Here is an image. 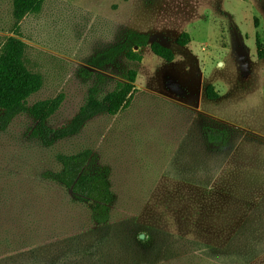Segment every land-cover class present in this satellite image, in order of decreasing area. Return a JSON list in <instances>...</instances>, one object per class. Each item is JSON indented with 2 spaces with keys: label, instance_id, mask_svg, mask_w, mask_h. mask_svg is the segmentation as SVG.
Returning <instances> with one entry per match:
<instances>
[{
  "label": "rangeland",
  "instance_id": "1",
  "mask_svg": "<svg viewBox=\"0 0 264 264\" xmlns=\"http://www.w3.org/2000/svg\"><path fill=\"white\" fill-rule=\"evenodd\" d=\"M13 24L12 0H0V48L20 37L43 77L28 106L60 102L48 127L69 125L91 88L103 96L130 69L137 92L51 144L28 112L3 122L0 109V264H264V0H41L17 34ZM129 31L175 59L147 46L141 62L91 65ZM83 150L86 171L110 183L105 223L50 176L60 154Z\"/></svg>",
  "mask_w": 264,
  "mask_h": 264
},
{
  "label": "trees",
  "instance_id": "2",
  "mask_svg": "<svg viewBox=\"0 0 264 264\" xmlns=\"http://www.w3.org/2000/svg\"><path fill=\"white\" fill-rule=\"evenodd\" d=\"M41 0H12V17L14 19L13 31H19L20 22L33 9H38ZM258 26L257 18L254 20ZM190 41V34L183 32L176 40L180 46H186ZM149 46L152 52L171 62L175 59L173 49L160 41H150L149 34L129 31L123 41L109 47L107 50L95 55L91 65L102 68L116 62L119 56L125 55L132 61L141 62L143 55L140 50ZM256 47L259 58L264 57V46L256 34ZM27 44L17 35L8 36L0 48V109L3 111L1 120L4 122L19 113L28 112L36 121L34 134L45 144L55 140L78 134L88 120L96 115L107 113L117 115L127 109L137 92L135 85L137 70L130 69L126 74V81L118 82L115 88L99 96L97 87L90 90L85 104L80 108L70 124L52 129L47 126V120L58 109L59 100L38 101L28 106V99L37 93L43 86V77L39 72L31 70L26 63ZM210 99L218 97L210 86L207 89ZM1 127V126H0ZM211 140L214 136L210 135ZM90 150H83L75 154H60L58 159L62 165L60 171L50 176L65 188L71 190L73 197L80 202H91L92 217L100 223L110 218V204L113 202V193L107 175L104 172L92 173L86 171L91 158Z\"/></svg>",
  "mask_w": 264,
  "mask_h": 264
}]
</instances>
